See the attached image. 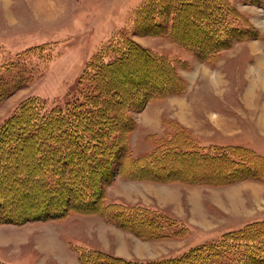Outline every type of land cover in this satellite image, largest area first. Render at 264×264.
I'll return each instance as SVG.
<instances>
[{"label":"rangeland","instance_id":"1","mask_svg":"<svg viewBox=\"0 0 264 264\" xmlns=\"http://www.w3.org/2000/svg\"><path fill=\"white\" fill-rule=\"evenodd\" d=\"M145 1L0 0V91L6 95L0 101V125L28 98H37L47 110L81 104L92 88L84 78L88 63L125 32L143 49L171 61L183 91L127 111L132 129L124 154L142 156L181 131L202 150L241 147L264 159V57L259 45L252 49L240 45L263 39L264 0H227L238 19L255 29L257 38L235 42L215 62L200 60L196 52L179 47L167 35L132 34L131 22ZM186 165L191 178L219 174L204 164ZM16 166L20 168L16 180L0 178V183L30 179L33 168L14 162ZM181 168L171 167L170 172L175 175ZM104 189L107 203L144 207L175 224L164 229L163 238L148 240L99 215L70 209L57 219L0 223V261L81 264L77 248L131 261L173 258L264 221V178L209 185L116 175ZM39 200L23 199L16 209L32 215L27 211L39 212L35 203ZM4 207L6 213L14 206Z\"/></svg>","mask_w":264,"mask_h":264},{"label":"trees","instance_id":"2","mask_svg":"<svg viewBox=\"0 0 264 264\" xmlns=\"http://www.w3.org/2000/svg\"><path fill=\"white\" fill-rule=\"evenodd\" d=\"M238 18L227 0H146L131 22L132 34L167 35L200 60L215 62L235 42L257 38L255 29ZM129 36L120 32L88 63L84 78L92 88L81 104L47 110L37 98H28L0 125V178L16 180L20 168L13 167L14 162L33 168L28 181L0 183V223L57 219L70 209L99 215L141 239H160L175 222L144 207L107 203L104 186L112 177L209 185L264 178V159L250 150L217 146L202 150L181 131L142 156L124 154L132 129L127 111L183 91L171 61L143 49ZM0 94L1 101L6 95ZM192 163L219 174L188 177L186 164ZM174 166L183 169L172 175ZM38 197L39 212L30 209L28 216L16 209L21 200ZM3 205L14 207L5 213ZM76 250L81 264H264V221L173 258L141 262L99 250Z\"/></svg>","mask_w":264,"mask_h":264},{"label":"crops","instance_id":"3","mask_svg":"<svg viewBox=\"0 0 264 264\" xmlns=\"http://www.w3.org/2000/svg\"><path fill=\"white\" fill-rule=\"evenodd\" d=\"M264 28V27H263ZM262 31H264V29L263 30H261V33H263L264 34V32H262ZM262 34V35H263ZM240 45H245V46H251V49L253 48V46H256V45H259V47H260V52H261V54L263 55L262 57H264V37H263V39H258L257 41H253V42H245V43H242V44H240ZM263 75H264V73H263ZM44 246H45V244H43ZM47 245V244H46Z\"/></svg>","mask_w":264,"mask_h":264},{"label":"bare ground","instance_id":"4","mask_svg":"<svg viewBox=\"0 0 264 264\" xmlns=\"http://www.w3.org/2000/svg\"><path fill=\"white\" fill-rule=\"evenodd\" d=\"M119 159V158H118Z\"/></svg>","mask_w":264,"mask_h":264}]
</instances>
